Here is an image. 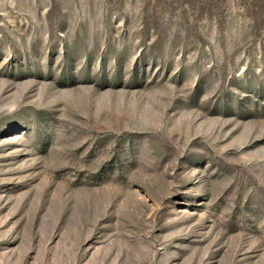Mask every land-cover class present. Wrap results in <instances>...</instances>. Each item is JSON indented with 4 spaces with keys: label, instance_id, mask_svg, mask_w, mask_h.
<instances>
[{
    "label": "rangeland",
    "instance_id": "rangeland-1",
    "mask_svg": "<svg viewBox=\"0 0 264 264\" xmlns=\"http://www.w3.org/2000/svg\"><path fill=\"white\" fill-rule=\"evenodd\" d=\"M0 264H264V0H0Z\"/></svg>",
    "mask_w": 264,
    "mask_h": 264
}]
</instances>
